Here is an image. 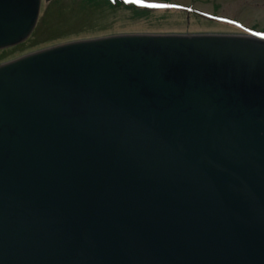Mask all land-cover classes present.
<instances>
[{
  "label": "water",
  "instance_id": "water-1",
  "mask_svg": "<svg viewBox=\"0 0 264 264\" xmlns=\"http://www.w3.org/2000/svg\"><path fill=\"white\" fill-rule=\"evenodd\" d=\"M40 6L0 0V50ZM0 264H264V38L123 33L0 63Z\"/></svg>",
  "mask_w": 264,
  "mask_h": 264
},
{
  "label": "rangeland",
  "instance_id": "rangeland-1",
  "mask_svg": "<svg viewBox=\"0 0 264 264\" xmlns=\"http://www.w3.org/2000/svg\"><path fill=\"white\" fill-rule=\"evenodd\" d=\"M119 1L110 8L102 2L42 0L30 37L0 50V63L55 44L114 34L264 32V0Z\"/></svg>",
  "mask_w": 264,
  "mask_h": 264
},
{
  "label": "trees",
  "instance_id": "trees-1",
  "mask_svg": "<svg viewBox=\"0 0 264 264\" xmlns=\"http://www.w3.org/2000/svg\"><path fill=\"white\" fill-rule=\"evenodd\" d=\"M84 1H86V3H90V4H96V3H100V2H102V3H104L106 6H109L110 8L111 7H114L115 5H116V3L115 2H121V1H119V0H116L115 2H114V4L113 5H109V4H107V2L106 1H104V0H84ZM118 5V4H117Z\"/></svg>",
  "mask_w": 264,
  "mask_h": 264
},
{
  "label": "bare ground",
  "instance_id": "bare-ground-1",
  "mask_svg": "<svg viewBox=\"0 0 264 264\" xmlns=\"http://www.w3.org/2000/svg\"><path fill=\"white\" fill-rule=\"evenodd\" d=\"M228 34H231V33H228Z\"/></svg>",
  "mask_w": 264,
  "mask_h": 264
}]
</instances>
